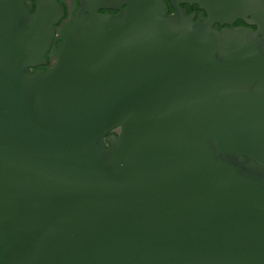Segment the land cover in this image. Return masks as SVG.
I'll return each mask as SVG.
<instances>
[{
  "label": "water",
  "instance_id": "95a60500",
  "mask_svg": "<svg viewBox=\"0 0 264 264\" xmlns=\"http://www.w3.org/2000/svg\"><path fill=\"white\" fill-rule=\"evenodd\" d=\"M26 1L0 0V264H264V0H81L34 72L64 9Z\"/></svg>",
  "mask_w": 264,
  "mask_h": 264
},
{
  "label": "flooded vegetation",
  "instance_id": "af4514ba",
  "mask_svg": "<svg viewBox=\"0 0 264 264\" xmlns=\"http://www.w3.org/2000/svg\"><path fill=\"white\" fill-rule=\"evenodd\" d=\"M163 1L168 6V14L169 15L174 14V11H173L170 3L167 0H163ZM58 2L62 5V7L64 9V15L59 19L58 23L56 25H54V40H53V44H52V46H51V48H50V50L46 56L47 57V64L44 66H40V67L33 69L32 72H34L36 70H40V69L47 71L48 69H50L54 65L56 58H57V53H58L57 43L63 39L64 29L66 28L67 25H69L72 22L74 15L77 13L79 8L81 7V0H58ZM96 4L99 6L98 13L103 14V15H116L119 13V11L117 9H115L114 7L121 6V3H119V2L111 3L107 0H98L96 2ZM26 6L28 7V9L31 13L34 12L35 2L33 0H27ZM181 7L186 10L187 15H190V14H192V12H195L194 21H196V22L204 21V19L206 18L205 13L202 10L198 9V7L196 5L181 4ZM121 8L125 9V6L122 5ZM234 26H238V25H234ZM219 28L220 27L218 26V29ZM118 133H119V129H117L113 132V134H115V135H117Z\"/></svg>",
  "mask_w": 264,
  "mask_h": 264
},
{
  "label": "trees",
  "instance_id": "16d2710c",
  "mask_svg": "<svg viewBox=\"0 0 264 264\" xmlns=\"http://www.w3.org/2000/svg\"><path fill=\"white\" fill-rule=\"evenodd\" d=\"M234 25L245 26V24L242 21H240V20H238ZM214 28L218 29V26L215 25ZM251 28L254 29V27H251Z\"/></svg>",
  "mask_w": 264,
  "mask_h": 264
}]
</instances>
